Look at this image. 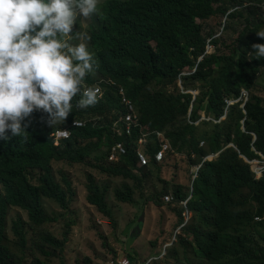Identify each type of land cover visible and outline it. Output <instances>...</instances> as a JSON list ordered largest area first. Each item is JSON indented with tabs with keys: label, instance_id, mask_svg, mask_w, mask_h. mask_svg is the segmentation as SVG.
<instances>
[{
	"label": "trees",
	"instance_id": "obj_1",
	"mask_svg": "<svg viewBox=\"0 0 264 264\" xmlns=\"http://www.w3.org/2000/svg\"><path fill=\"white\" fill-rule=\"evenodd\" d=\"M107 5L105 26L112 34H93L101 61L95 68L128 89L145 131L164 132L175 152L188 157L191 164L201 163L207 155L220 153L231 144L239 151L228 149L218 161L205 163L192 188L172 186L170 192L151 191L145 202L159 211L164 209V196L173 194L179 204L188 199L193 189L187 208L199 226L182 228L185 236L179 235L178 240L187 241L204 264H264V178L254 180L250 166L242 159H257L255 149L264 154V98L254 94L264 73V58L257 59L252 48L255 43H264V38L256 34L264 30V0H107ZM220 16L228 21L225 36L206 35L204 24ZM209 39L216 51L205 55ZM96 49L93 47L97 53ZM184 73L188 75L182 76ZM85 81L95 83L91 76ZM180 82L186 92L200 91L193 104V97L182 93ZM154 83L169 88V96L160 99L151 94L143 100V94ZM244 89L251 94L246 113L237 105L229 109L227 120L220 124L205 122L204 129H198L188 123L191 105V122H198L203 113L219 121L225 115L226 100L240 98ZM78 99L74 98L67 125L76 120L91 122L85 129L74 130L72 139L62 147L57 148L51 136L56 128L29 126L21 137L0 140V264H26L23 257L30 250L29 231L23 219L13 227L22 254L11 252L4 244L11 209L19 208L29 214V227L39 238L37 248L40 246L46 256L65 251L73 225L68 224L63 239L44 229L50 222L44 200L54 201L70 212L75 198L73 183L66 175L65 186L57 181L54 161L85 164L92 160L93 168L112 178L130 181H142L149 174V169L138 167L137 139L121 140L113 134L110 118H116V112L122 109L115 92L108 91L104 101L80 111L75 105ZM97 118L101 119L98 124ZM135 136H140V131ZM203 140L206 148H200ZM120 141L128 145L129 154L119 165L110 163L112 148ZM148 149L152 159L153 150ZM174 159L170 155L163 165L152 166L160 172ZM38 171L39 178L34 176ZM88 181V204L116 227L108 204L110 189L103 188L94 176ZM243 191L250 195V208L243 209L245 203L234 201ZM135 197L136 192L129 185L116 194L124 204H136ZM183 211L175 210L179 227L184 222ZM139 223L138 231L134 229L135 238L143 232L144 223L141 219ZM37 255L34 253V264H48ZM129 257L132 264H138L136 257Z\"/></svg>",
	"mask_w": 264,
	"mask_h": 264
},
{
	"label": "clouds",
	"instance_id": "obj_2",
	"mask_svg": "<svg viewBox=\"0 0 264 264\" xmlns=\"http://www.w3.org/2000/svg\"><path fill=\"white\" fill-rule=\"evenodd\" d=\"M108 7L107 0H0V140L8 141L12 137H21L23 133L27 132L28 127L32 126L29 118L34 112L39 111L44 113L42 121L48 125L38 127L39 129H54L56 125L66 121L64 126L56 128L51 133L55 146L60 148L65 142L72 139L74 130L85 129L91 122L76 120L72 125H67V118L72 114L74 107V98L79 97L75 105L80 111V109L90 108L98 101H104L107 92L111 90L119 97L120 106L123 109L116 110V118H110L113 134L121 140L124 138L130 139V141L137 139L135 150L139 169H149L153 167L152 164L163 165L170 155L180 156L172 148L164 132L145 131L137 105L130 98L128 89L114 80L102 76L100 71L95 68V64H101V61L94 44L93 34L108 32L105 26ZM80 22H84L81 27L79 26ZM223 33L224 28L215 38L221 37ZM256 34L258 37L264 38V30L257 31ZM207 44L205 55L214 54L216 48L212 44V39H209ZM252 48L257 59L264 58V43H255ZM186 75L188 73H184L182 76ZM87 76L94 78L95 83L85 81ZM179 86L180 89L182 88L183 94L193 97L192 104L200 95L198 90L184 91L181 82ZM122 92H125L126 97L136 110L137 120L132 135L127 134L125 120L129 113L124 104ZM250 99V92L244 89L240 98L226 100L227 109L219 121H214L203 113L198 122H191V105L188 123L198 129L205 122L220 124L227 120L230 108L240 105L241 109L245 111ZM100 121L101 119L97 118L96 124ZM77 124H81V126H77ZM244 124L245 122H243ZM243 130L246 132L245 127ZM137 131H140V136H135ZM64 132L69 133L70 137L62 138L60 135ZM253 136L256 143L257 137ZM119 145L125 148L126 154L120 156L119 162H113L110 158L114 148ZM163 145H168L169 149L165 152L163 160L157 162L155 158L163 150ZM206 146L204 140L200 142V148H206ZM148 147L153 150L152 159L148 155ZM228 149L238 151L234 144L229 145L226 150ZM226 150L207 155L201 163L192 165L195 172L194 177L191 175L190 188L200 175L205 163L218 161ZM255 152L259 156L257 159L250 160L244 156L242 159L250 166L254 180L260 181L264 178V154L257 152L256 149ZM139 153H143L146 157L147 166H142L140 163ZM128 154V145L120 141L112 148L109 162L119 165ZM186 158L188 159V157ZM192 159L195 160L196 156L192 155ZM133 171L139 174L137 170ZM192 193L193 189L188 199L179 203L184 209L183 224L175 231L172 239L170 238L162 245L158 253L155 252L156 255L147 258L144 264L154 263L166 256L168 258L169 255L165 254L166 248L176 242L177 237L182 235L181 229L190 222L186 218V213L189 218L194 217V214L187 208ZM163 201L170 205L175 202V198L173 194H168L164 196ZM256 220L261 221L258 218ZM133 232L135 233V231ZM125 259L132 264L129 256L121 259L119 264Z\"/></svg>",
	"mask_w": 264,
	"mask_h": 264
},
{
	"label": "rangeland",
	"instance_id": "obj_3",
	"mask_svg": "<svg viewBox=\"0 0 264 264\" xmlns=\"http://www.w3.org/2000/svg\"><path fill=\"white\" fill-rule=\"evenodd\" d=\"M225 20L226 18L223 19L220 16L206 22L203 26L205 34L213 33L217 35L221 33L224 26L228 24V21L225 22ZM83 24L84 22H80L79 26L81 27ZM234 38L232 37V39ZM220 51L225 52V49L221 48ZM151 94H155L160 99H166L169 96V88L163 87L160 83H154L143 94V100ZM254 94L264 98V73L260 77ZM42 115L44 113L34 112L29 118L30 124L36 128L48 126L46 122L42 121ZM65 123L66 121L63 124L56 125L54 128H60ZM200 129H204V125L200 126ZM92 164H94L92 160L85 164L75 163L72 160L53 162L57 181L65 186L64 175H66L73 183L75 191V198L70 212L64 211L54 201L44 200L50 220L44 227L45 230L63 239L64 234L69 229L68 224L73 225L70 241L67 243L65 251H58L57 256H46L40 246L37 248L39 238L29 227V214L19 208L11 209L4 244L8 246L11 252L22 254V248L13 227L19 219H23L29 231L30 241V250L23 257L26 264L35 263L33 257L36 252L38 254L37 257H40L48 264H119L121 259L129 255H133L137 260L139 258L138 264H144L147 258L154 255L156 251L157 254L159 248L168 242L170 238L172 239L179 227L175 210H182V206L175 202L170 205L164 203V209H159L158 211L152 203L145 202V200L150 197L151 191L163 192L166 189L170 192L172 186H184L187 189L191 187V175L194 177L195 170H193V164L186 157L176 156L172 163L169 162L160 172L153 167L149 168L147 172L149 174L142 181L112 178L93 168ZM40 175L41 172L39 171L34 174L37 178ZM90 176H94L103 188L110 189L108 204L113 212L116 227L112 226L109 218L88 204L87 186ZM126 185H129L136 192V204H124L117 200V192L124 191ZM142 194L145 196L144 199ZM169 194L172 195L171 193ZM249 200V193L243 191L234 201L236 203H245L246 205L243 209H246L251 207ZM142 215L144 219L140 218ZM186 218L190 220L186 226L189 229L199 226L198 220H193L192 216L189 218L188 213H186ZM140 219L144 223L143 232L140 237L138 236L139 238H135L133 231H138ZM261 227L264 229V222ZM182 236L184 237L185 235L182 234ZM191 237L187 236L189 239ZM165 254L173 257L167 258L166 256L151 264H204L196 258L192 246L187 241L181 242L178 237L171 247L166 248ZM175 256L178 257L176 258Z\"/></svg>",
	"mask_w": 264,
	"mask_h": 264
},
{
	"label": "built area",
	"instance_id": "obj_4",
	"mask_svg": "<svg viewBox=\"0 0 264 264\" xmlns=\"http://www.w3.org/2000/svg\"><path fill=\"white\" fill-rule=\"evenodd\" d=\"M123 96H124V104L127 106L128 108V116L126 117V124H127V134L132 135L133 134V128L136 124V120H137V116H136V110L134 105L128 100V98L125 95V92H122ZM245 96H247V93H245ZM77 126H81V124H77ZM62 138H69L70 134L67 132L61 133L60 135ZM163 150L156 156V161L157 162H161L163 160L164 154L165 152L168 151L169 147L168 145H163ZM126 154V150L122 145L117 146L116 148H114L112 156H111V161L113 162H119L120 161V156ZM139 159H140V163L142 164V166H147L148 165V161L146 159V157L144 156L143 153H139ZM264 168V166H263ZM167 201H169V199H167ZM121 264H130V261L125 259L121 262Z\"/></svg>",
	"mask_w": 264,
	"mask_h": 264
}]
</instances>
